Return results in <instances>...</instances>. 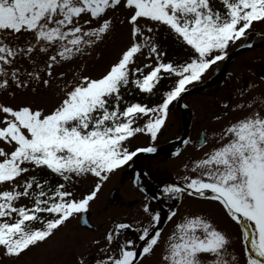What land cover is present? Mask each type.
Returning a JSON list of instances; mask_svg holds the SVG:
<instances>
[{
    "label": "snow or ice",
    "instance_id": "snow-or-ice-1",
    "mask_svg": "<svg viewBox=\"0 0 264 264\" xmlns=\"http://www.w3.org/2000/svg\"><path fill=\"white\" fill-rule=\"evenodd\" d=\"M222 4L223 11L211 0H0V92L15 97L18 92L47 88L54 79L63 84V96L50 110L30 102L0 101V142L11 147L10 151L0 147V185H9L0 190V247L8 256L18 257L45 241L76 215L88 225L90 202L103 182L139 153L158 150L154 144L131 149L130 138L147 134L155 142L170 105L214 65L218 67L228 57L230 45L239 41L243 46L255 24H264V0H222ZM120 11L130 25L129 44L102 75L78 72L66 81L65 72L54 73L102 42L112 31L113 15ZM157 25L167 26L191 49L183 62L164 59L166 53L155 40ZM24 34H28L24 43L17 42ZM145 49L150 62L136 66L137 55ZM34 53L46 56L43 66ZM19 59L31 67L17 63ZM164 76L174 80L159 102L148 106L124 100L122 90L130 84L153 94ZM259 103L264 107V99ZM246 107L250 105H237L241 110ZM141 117L147 119L137 125ZM218 140L219 146L191 168L185 165L195 176L184 175L182 182L166 183L159 191L166 200L187 195L218 202L238 226L241 256L230 250L229 235L202 215L181 217L165 238L164 219L172 221L177 212L171 207L163 214L153 209L150 202L157 199L153 195L145 197L148 202L142 208L147 223H115L94 264H142L157 249L159 264H241V257L243 264H264V115L253 110L229 122ZM207 142V133L197 141L200 147ZM181 143L187 145L189 139L182 138ZM174 154L180 155V149ZM39 168L50 170L63 183L53 186L46 178L26 175ZM89 174L97 178L94 187L76 198L69 185ZM134 183L146 191L141 174ZM21 198L32 200V206H19ZM34 223L42 226L33 227ZM129 231L135 239L127 237ZM78 264L85 262L80 259Z\"/></svg>",
    "mask_w": 264,
    "mask_h": 264
},
{
    "label": "rangeland",
    "instance_id": "rangeland-1",
    "mask_svg": "<svg viewBox=\"0 0 264 264\" xmlns=\"http://www.w3.org/2000/svg\"><path fill=\"white\" fill-rule=\"evenodd\" d=\"M126 13L123 11L116 12L113 15V28L106 38L99 42L94 49L86 53L83 57L77 58L71 63H65L62 67L54 69V73L58 74L63 71L66 73L65 80H72L76 74L82 73L92 77H99L109 67L111 63L117 60L121 50L129 44L130 25L125 19ZM124 20V23H121ZM145 23V21H141ZM256 29L251 32L244 45L256 42V44L264 43V24L256 23ZM159 28V25L155 26ZM157 32L155 33L156 40ZM28 34L18 36L19 43L23 44ZM240 42L236 46L230 45L228 54L239 49ZM34 58L43 66L46 56L42 53H34ZM147 50L143 54L136 57V66L143 63H149ZM17 63L24 67L30 68L31 65L25 59H19ZM224 62H218V67L213 66L212 69L204 75V83L212 81L213 78L220 76L223 72ZM264 47L258 49H250L236 55L230 62L227 72V79L216 87H209L201 92H195L183 99V103L187 105L191 111H180L177 105H174L170 111L166 121V125L158 134L155 142L150 141L147 134H137L129 143V147L136 146L145 147L154 144L155 146L167 145L177 140L184 132L185 120L184 114L189 115L192 112V130L187 145L180 148V155H163V157L147 156L141 160L135 157L132 162L124 166L122 169L110 175V178L103 182L101 190L93 201L90 202L89 212L91 221L97 227L96 231L84 230L80 227V215L70 218L64 225L54 232L49 238L43 242H39L36 246L25 250L20 256H8L2 247H0V264H78L83 259L85 264H94L99 258V248L104 242V237L109 229L118 222H134L142 220L147 223V217L143 213V204L146 203L140 191L133 185L135 179V171L138 169L137 162H142L143 168L147 170L150 180L159 188L166 183L182 182L184 175L195 176L197 173L186 171L185 165L189 168L193 163L205 156L213 148L221 143L218 140L219 134L229 122H233L248 115L249 112L256 110L264 115V107L259 103L264 99ZM174 78H172L173 83ZM202 82V83H203ZM171 83V84H172ZM62 82L54 79L51 86L40 87L36 92H18L15 97L0 92V101L10 104H20L30 102L34 107L39 106L45 110H50L59 104L63 92ZM243 90L244 94L241 95ZM227 104L225 108L223 105ZM238 104H245L244 110L237 108ZM219 117V118H218ZM204 130L207 133V144L201 150L196 148L200 132ZM164 133L162 134V132ZM141 145V146H140ZM0 147H4L5 151H10L11 147L0 142ZM3 159V157H0ZM97 178L91 174L85 176L82 194L89 192L95 185ZM0 188L8 189L9 185H0ZM112 191L115 192L114 198H111ZM86 194V193H85ZM83 194V195H85ZM78 198H81L79 196ZM127 208L125 207L126 202ZM115 202L121 203V207ZM166 205L173 208L177 215L172 221H166L162 226L163 236L166 238L173 230L174 225L181 217L185 215H202L209 219L218 229L226 232L232 239L230 250L234 254L241 256V244L237 239L238 226L225 215L224 210L218 202L201 199L197 197H189L184 195L182 200H164ZM151 205V204H150ZM123 207H125L123 209ZM151 207L157 211H163ZM119 218V219H118ZM134 232L129 231L127 237L134 238ZM136 235V234H135ZM101 241L100 245L94 244V241ZM146 264H159L160 249L156 253L146 257ZM207 259L210 261L211 256ZM241 264L243 258L241 257Z\"/></svg>",
    "mask_w": 264,
    "mask_h": 264
},
{
    "label": "trees",
    "instance_id": "trees-1",
    "mask_svg": "<svg viewBox=\"0 0 264 264\" xmlns=\"http://www.w3.org/2000/svg\"><path fill=\"white\" fill-rule=\"evenodd\" d=\"M214 7L223 11L224 7L222 4V0H211ZM156 42L158 43L159 47L166 53V56L164 57L165 60H172L174 62H183L191 52V49L186 46L181 39H178L177 36L168 29L167 26L159 25L157 35H156ZM144 65V64H143ZM143 65H138L143 67ZM148 71V69H145V72ZM172 78H168L167 76H164V78L160 81V83L157 86V91H155L153 94H147L141 92L138 88H136L134 85H129L126 89L122 90L124 100L127 102H140L143 104H146L148 106H152L155 103L159 102L161 99V95L164 91L168 90L170 86L172 85ZM176 105V102H173L172 105H170V109ZM125 107V104L121 103V108ZM146 117H141L137 120V125H142L146 121ZM134 138V137H133ZM130 138V141L133 139ZM129 141V143H130ZM131 148V147H130ZM131 148V149H135ZM27 176L36 175L38 178L44 179L50 181L51 185L55 186L58 183H63L62 178L59 176L53 174L50 172V170H47L46 168H39L36 169L34 172H29L26 174ZM85 180L84 177L76 178L73 183L69 185V190H72L74 192V195L76 198L79 196H83V194H87V192H84L82 194L81 189L83 188V184ZM0 190H7L5 188H0ZM33 204L32 200H29L28 198H21L18 201L19 206H26L31 207ZM45 215L46 218L47 214ZM42 225L39 223H34L33 227H41Z\"/></svg>",
    "mask_w": 264,
    "mask_h": 264
},
{
    "label": "water",
    "instance_id": "water-1",
    "mask_svg": "<svg viewBox=\"0 0 264 264\" xmlns=\"http://www.w3.org/2000/svg\"><path fill=\"white\" fill-rule=\"evenodd\" d=\"M256 47H260V45H252V47H250V48H256ZM242 50H246V49H241V50H239L238 52H240V51H242ZM233 55H234V54H233ZM233 55H231V56L229 57V59H228V61H227V63H226V66H225V72L227 71V67H228L229 61H230V59H231V57H232ZM218 83H220V80H219V81H217V80H216V81H212V82H209V83H207V84H203V85H201L200 87H198V88L192 90L191 92L198 91V90H200V89H204L205 87H212V86H214V85H216V84H218ZM189 129H190V119H188V121H187V123H186V128H185V133H184V137H183V138H185V137L188 135V133H189ZM168 152H170V149H169L168 147H163V148H159V149L157 150V153H156L155 155H159V154H162V153H168ZM86 215L88 216V213H87ZM88 220H89V219H88ZM81 225H82V226H86V227H88V228H90V229H95V228H96V227L93 226L91 223H89L88 225L83 224V223H82V220H81Z\"/></svg>",
    "mask_w": 264,
    "mask_h": 264
},
{
    "label": "flooded vegetation",
    "instance_id": "flooded-vegetation-1",
    "mask_svg": "<svg viewBox=\"0 0 264 264\" xmlns=\"http://www.w3.org/2000/svg\"><path fill=\"white\" fill-rule=\"evenodd\" d=\"M118 206L121 207V205H119V204H118ZM125 207H127V206H125ZM125 207H124V208H125Z\"/></svg>",
    "mask_w": 264,
    "mask_h": 264
}]
</instances>
